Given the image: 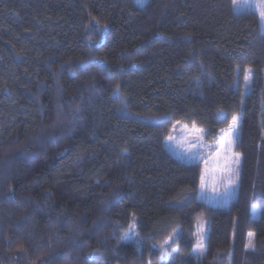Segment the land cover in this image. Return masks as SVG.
Wrapping results in <instances>:
<instances>
[{
	"label": "trees",
	"instance_id": "1",
	"mask_svg": "<svg viewBox=\"0 0 264 264\" xmlns=\"http://www.w3.org/2000/svg\"><path fill=\"white\" fill-rule=\"evenodd\" d=\"M233 1L0 0V264H264V33ZM233 116L240 177L221 208L210 182ZM176 121L212 149L172 155Z\"/></svg>",
	"mask_w": 264,
	"mask_h": 264
},
{
	"label": "rangeland",
	"instance_id": "2",
	"mask_svg": "<svg viewBox=\"0 0 264 264\" xmlns=\"http://www.w3.org/2000/svg\"><path fill=\"white\" fill-rule=\"evenodd\" d=\"M136 3L140 6H142L146 0H135ZM259 6H260V0H234L233 1V10L234 12H245V11H253L257 14L260 22L259 17ZM261 27V24H260ZM261 31L264 33V29L261 28ZM249 69V68H247ZM246 69V70H247ZM251 89V82L248 88L245 87V82H243V97L250 92ZM219 116H223V111L219 112ZM232 123V122H231ZM195 130H202L203 134L200 139H196L198 135H200L199 131ZM237 133V130H236ZM171 136L172 139L169 140L168 137ZM163 143L165 147L168 149V151L174 155L176 158H178L180 161L184 163H189L193 160L199 159L200 157H203L206 155L213 147V143L209 142L205 138V129L202 127L197 126L196 124H187L182 121H176L173 123L171 130L169 134H167L163 138ZM193 145H195L193 147ZM234 145H232L230 152L231 153H238L233 150ZM193 153H196L195 156H193ZM241 157V154L238 153ZM221 165L223 162L220 163ZM241 166V162H240ZM217 168V167H216ZM216 168L213 169V175L210 182V193L218 197V204L221 208H225L229 201L236 195V191L238 186H236L234 189L230 192V198L227 200V203H222L223 199L226 196V182H224L221 179L220 173L216 171ZM239 183V182H238ZM260 206L258 204H253L250 209V216L254 219L259 217L260 214ZM208 220L207 219H201L196 223V229H195V243L198 239H201L202 232L207 237V231H208ZM249 233H253L252 239L255 238V233L253 231H249L247 233L246 238V246L249 243L250 237ZM140 236H138V230H137V223L135 219L133 218L130 223V229L125 237V240L128 241H134L137 242ZM247 249H250L246 247ZM172 249H176L172 248ZM172 249L170 250H162L161 252V260L163 262L167 261L170 255H165L166 252L171 253L173 252ZM206 249V248H205ZM205 249L203 253L196 250L193 246L192 253L195 256V258L199 261H202L205 253ZM15 255L13 256V258ZM18 259L15 257V264H29V262L26 260V258L23 255H18Z\"/></svg>",
	"mask_w": 264,
	"mask_h": 264
},
{
	"label": "snow or ice",
	"instance_id": "3",
	"mask_svg": "<svg viewBox=\"0 0 264 264\" xmlns=\"http://www.w3.org/2000/svg\"><path fill=\"white\" fill-rule=\"evenodd\" d=\"M143 2V0H141ZM259 17H260V24L261 28L264 29V0H260V6H259ZM86 64L83 65V67L86 68ZM254 73L251 69H247L244 74V82L245 87L248 88L250 85V82L252 80ZM194 82L199 85L200 79L194 78ZM120 88L117 86L115 92L113 93L114 96L119 95ZM69 117L68 123L70 125H74L77 120L79 119V109L73 110L70 113L67 114ZM240 117L239 116H233L232 117V123L229 125L227 130H221V134L219 137V142L217 144L216 150H215V157L217 161V168L216 171L220 173L221 179L226 182V196L223 199L222 203H227V200L230 198V192L232 189H234L236 186H238L239 177H240V162L241 157L238 153H231L230 149L232 145L236 142V130L239 126ZM199 131L200 135L196 137V139H200L203 132L202 130H195ZM169 140L172 139L171 136L168 137ZM195 145H193L194 147ZM123 154V153H122ZM196 153H193V156H195ZM220 160H223V164L221 165L219 162ZM205 180L204 176H201V189H204L205 187ZM253 233H249V243L246 247L250 249L255 248V243L253 237ZM195 249L203 253L204 249L206 248V235L202 232L201 239H198L194 245ZM172 251H176V249H172ZM171 253L166 252L165 255H170Z\"/></svg>",
	"mask_w": 264,
	"mask_h": 264
}]
</instances>
